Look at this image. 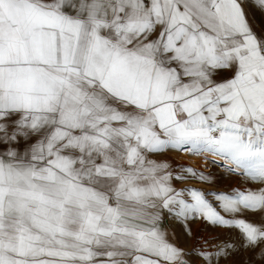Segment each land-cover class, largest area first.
<instances>
[{
  "label": "snow or ice",
  "instance_id": "6c2138e0",
  "mask_svg": "<svg viewBox=\"0 0 264 264\" xmlns=\"http://www.w3.org/2000/svg\"><path fill=\"white\" fill-rule=\"evenodd\" d=\"M258 14L264 0H0V264H264ZM170 150L259 187H177L214 177ZM195 221L236 235L181 247L171 225L192 237Z\"/></svg>",
  "mask_w": 264,
  "mask_h": 264
},
{
  "label": "rangeland",
  "instance_id": "374dc122",
  "mask_svg": "<svg viewBox=\"0 0 264 264\" xmlns=\"http://www.w3.org/2000/svg\"><path fill=\"white\" fill-rule=\"evenodd\" d=\"M167 154L173 164V167L179 164L188 165L193 168L198 169L201 172L206 174H211L214 177L213 182L211 183H201L196 180H188L185 181L184 184L177 183V187H196L199 189H203L205 192H224L229 193L232 189L240 188L243 189L245 187H250L251 189H256L259 185L252 183L246 185L242 182L241 178L234 175L226 174L223 169L216 164L211 163L212 160H218V157L207 156V162H205V156H193L187 153L177 152L170 150ZM208 199L214 202L215 200L209 196ZM249 219H257V217L248 216ZM175 228H177L179 233V244L181 247H190L198 238H219L220 240H225V238L221 235L211 234L208 231V228L219 229L223 233L228 231V229L214 227L212 225L206 224L205 222L195 221L191 223L192 229V237H188L184 231V228L181 224H173ZM231 233V232H230ZM232 235V234H231Z\"/></svg>",
  "mask_w": 264,
  "mask_h": 264
},
{
  "label": "bare ground",
  "instance_id": "6f19581e",
  "mask_svg": "<svg viewBox=\"0 0 264 264\" xmlns=\"http://www.w3.org/2000/svg\"><path fill=\"white\" fill-rule=\"evenodd\" d=\"M214 202H216V201H214ZM172 226V228L174 229V231L176 232V233H178V230H177V228H175V226L172 224L171 225ZM208 231H210L211 232V234L213 235V234H216V235H221V236H223L224 238H225V240L226 239H228L229 237H234L235 235H236V232H235V230H228V231H226V233L224 232H222L221 230H219V229H214V228H208ZM231 232V233H230ZM232 234V235H231ZM178 238H179V233H178Z\"/></svg>",
  "mask_w": 264,
  "mask_h": 264
},
{
  "label": "crops",
  "instance_id": "0c3cea01",
  "mask_svg": "<svg viewBox=\"0 0 264 264\" xmlns=\"http://www.w3.org/2000/svg\"><path fill=\"white\" fill-rule=\"evenodd\" d=\"M256 29L257 31L264 30V18L260 17L259 14L256 17ZM160 159H167L170 164L173 166L172 161L170 157L167 154H164L163 156L159 157ZM176 238H178V233L175 232Z\"/></svg>",
  "mask_w": 264,
  "mask_h": 264
}]
</instances>
